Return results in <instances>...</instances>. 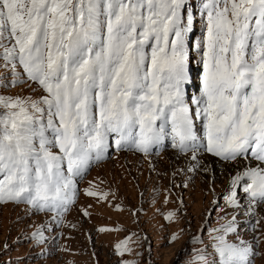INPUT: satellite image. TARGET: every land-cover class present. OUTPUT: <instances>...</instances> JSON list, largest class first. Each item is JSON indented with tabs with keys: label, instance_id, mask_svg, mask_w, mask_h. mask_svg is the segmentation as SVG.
Wrapping results in <instances>:
<instances>
[{
	"label": "snow or ice",
	"instance_id": "snow-or-ice-1",
	"mask_svg": "<svg viewBox=\"0 0 264 264\" xmlns=\"http://www.w3.org/2000/svg\"><path fill=\"white\" fill-rule=\"evenodd\" d=\"M188 4L0 0V59L18 62L47 93L31 104L0 97V109H7L0 114V203L67 211L74 177L103 157L113 134L118 148L144 153L171 136L180 151L205 147L235 161L251 149L264 163V0H207L199 40ZM197 53L202 72L195 95L187 89ZM244 176L250 183L243 191L264 202V168ZM33 239L43 242V232ZM215 253L218 260L199 259L253 264L255 255L251 245L224 236Z\"/></svg>",
	"mask_w": 264,
	"mask_h": 264
},
{
	"label": "rangeland",
	"instance_id": "rangeland-1",
	"mask_svg": "<svg viewBox=\"0 0 264 264\" xmlns=\"http://www.w3.org/2000/svg\"><path fill=\"white\" fill-rule=\"evenodd\" d=\"M19 68L0 59V97L39 102L47 93ZM203 161L172 151L117 153L90 173L72 212L55 225L50 215L0 204V264H202L201 255L219 259L220 236L251 245L253 264H264V202L247 201L234 186L258 167ZM230 225L234 231L225 232ZM38 232L43 242L33 239Z\"/></svg>",
	"mask_w": 264,
	"mask_h": 264
},
{
	"label": "bare ground",
	"instance_id": "bare-ground-1",
	"mask_svg": "<svg viewBox=\"0 0 264 264\" xmlns=\"http://www.w3.org/2000/svg\"><path fill=\"white\" fill-rule=\"evenodd\" d=\"M209 161H214V160H216V159H214V158H212V157H206ZM203 162H205V161H203V159L202 160H198L197 161V163H203ZM216 162V161H215ZM233 164V163H232ZM227 165V164H226ZM241 165V164H240ZM244 165H245V163H244ZM224 166V165H223ZM247 166H250V165H247ZM206 167V166H205ZM226 167V166H225ZM213 168V167H212ZM218 168V167H217ZM219 168H221L220 166H219ZM255 168V167H254ZM214 169V168H213ZM222 169V168H221ZM221 169H218V171H217V174H220V170Z\"/></svg>",
	"mask_w": 264,
	"mask_h": 264
}]
</instances>
